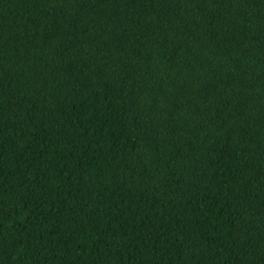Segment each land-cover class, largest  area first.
Listing matches in <instances>:
<instances>
[{
    "label": "trees",
    "instance_id": "1",
    "mask_svg": "<svg viewBox=\"0 0 264 264\" xmlns=\"http://www.w3.org/2000/svg\"><path fill=\"white\" fill-rule=\"evenodd\" d=\"M0 264H264V0H0Z\"/></svg>",
    "mask_w": 264,
    "mask_h": 264
}]
</instances>
